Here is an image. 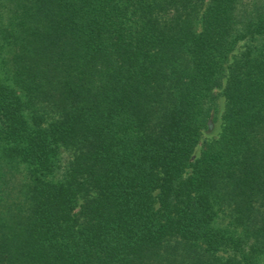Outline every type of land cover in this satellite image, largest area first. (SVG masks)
<instances>
[{
	"label": "trees",
	"instance_id": "obj_1",
	"mask_svg": "<svg viewBox=\"0 0 264 264\" xmlns=\"http://www.w3.org/2000/svg\"><path fill=\"white\" fill-rule=\"evenodd\" d=\"M263 34L264 0H0V264H260Z\"/></svg>",
	"mask_w": 264,
	"mask_h": 264
},
{
	"label": "rangeland",
	"instance_id": "obj_2",
	"mask_svg": "<svg viewBox=\"0 0 264 264\" xmlns=\"http://www.w3.org/2000/svg\"><path fill=\"white\" fill-rule=\"evenodd\" d=\"M253 44L262 45L264 44V34L259 35L255 38L253 41ZM243 44V41L239 42V45ZM238 48V47H237ZM237 48L234 50V52H237ZM239 49V48H238ZM8 52L6 48L2 50V53H0V70H2L1 75H5L4 70V60L8 57ZM3 61V62H2ZM220 90V89H217ZM217 110L213 113L211 118L208 121L207 128L203 131L202 137L200 139L199 144L196 146L193 154H192V160H195L200 153V150L202 149L203 142H212L214 139L218 138L221 132V115L224 110V98L222 96L217 97ZM63 157L66 158V156L69 155L68 151H65L63 153ZM28 170L29 167L26 163H24L22 160L19 159H12V158H6V157H0V193L7 194L8 190L13 188L14 186L19 190V188H22L25 184V181L28 180ZM226 222H228V218L225 216H221L218 219V224L224 225ZM260 264H264V258L260 260Z\"/></svg>",
	"mask_w": 264,
	"mask_h": 264
}]
</instances>
